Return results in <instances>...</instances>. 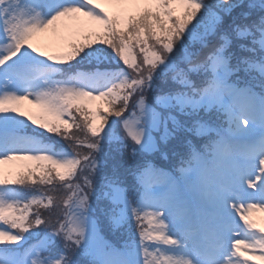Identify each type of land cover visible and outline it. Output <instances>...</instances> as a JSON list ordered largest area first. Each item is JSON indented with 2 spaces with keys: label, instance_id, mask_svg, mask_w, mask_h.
<instances>
[{
  "label": "snow or ice",
  "instance_id": "obj_1",
  "mask_svg": "<svg viewBox=\"0 0 264 264\" xmlns=\"http://www.w3.org/2000/svg\"><path fill=\"white\" fill-rule=\"evenodd\" d=\"M257 211L264 0H0V264H264Z\"/></svg>",
  "mask_w": 264,
  "mask_h": 264
},
{
  "label": "rangeland",
  "instance_id": "obj_2",
  "mask_svg": "<svg viewBox=\"0 0 264 264\" xmlns=\"http://www.w3.org/2000/svg\"><path fill=\"white\" fill-rule=\"evenodd\" d=\"M26 163H32V162H28V161H13V162H8L4 165L5 168H13V169H17L19 167H21L22 165L26 164ZM255 218L258 221H264V213H261L259 211L254 213Z\"/></svg>",
  "mask_w": 264,
  "mask_h": 264
},
{
  "label": "trees",
  "instance_id": "obj_3",
  "mask_svg": "<svg viewBox=\"0 0 264 264\" xmlns=\"http://www.w3.org/2000/svg\"><path fill=\"white\" fill-rule=\"evenodd\" d=\"M45 215H47V213H45Z\"/></svg>",
  "mask_w": 264,
  "mask_h": 264
}]
</instances>
